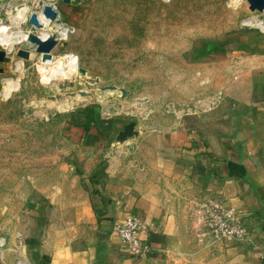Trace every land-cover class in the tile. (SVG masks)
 Segmentation results:
<instances>
[{
	"label": "rangeland",
	"instance_id": "374dc122",
	"mask_svg": "<svg viewBox=\"0 0 264 264\" xmlns=\"http://www.w3.org/2000/svg\"><path fill=\"white\" fill-rule=\"evenodd\" d=\"M45 5L54 20L44 18ZM32 13L39 28L28 21ZM254 18L264 25V10L251 11L247 0H0L7 58L0 60V260L40 262L87 248L100 234L123 245L112 232L120 218L100 208L101 191L117 184L140 191L147 166L157 180L150 161L158 137L183 129L208 141L240 130L231 100L246 89L248 69L264 65V29L247 24ZM28 33L57 43L39 53ZM106 85L125 94L100 90ZM130 121L138 135L116 142ZM172 163L170 174L178 170ZM164 183L182 189L184 202L172 212L181 234L197 241L194 207L223 199L195 194L184 179Z\"/></svg>",
	"mask_w": 264,
	"mask_h": 264
},
{
	"label": "crops",
	"instance_id": "0c3cea01",
	"mask_svg": "<svg viewBox=\"0 0 264 264\" xmlns=\"http://www.w3.org/2000/svg\"><path fill=\"white\" fill-rule=\"evenodd\" d=\"M246 75V89L230 106L240 128L237 133L231 130L215 140L200 141L179 129L173 138L158 137L157 157L150 161L157 169V180L147 166L146 186L140 191L120 184L101 191L100 208L116 212L118 219L134 214L142 221V236L153 247L149 255H131L100 234L99 241L87 248L52 252L29 264H264V65H253ZM171 145L174 159L166 154ZM170 160L178 168L171 174L166 169ZM170 177L176 182L184 179L195 194L198 190L225 200L237 221L247 227L248 237L242 242L186 239L178 215L172 212L175 203L183 201L179 199L183 191L179 186L166 188L164 181ZM0 264L5 263L0 260Z\"/></svg>",
	"mask_w": 264,
	"mask_h": 264
},
{
	"label": "built area",
	"instance_id": "2783aa9c",
	"mask_svg": "<svg viewBox=\"0 0 264 264\" xmlns=\"http://www.w3.org/2000/svg\"><path fill=\"white\" fill-rule=\"evenodd\" d=\"M192 215L195 237L199 242L206 238L212 242L226 238L242 242L249 235L247 227L237 221L232 206L221 199H203L196 204ZM143 231L144 224L134 214L116 220L112 226L114 235L134 256H147L153 251L152 245L142 236Z\"/></svg>",
	"mask_w": 264,
	"mask_h": 264
},
{
	"label": "water",
	"instance_id": "95a60500",
	"mask_svg": "<svg viewBox=\"0 0 264 264\" xmlns=\"http://www.w3.org/2000/svg\"><path fill=\"white\" fill-rule=\"evenodd\" d=\"M65 2H68L69 0H64ZM77 1V0H76ZM248 2V7L251 11L253 10H258V11H263L264 10V0H247ZM43 15L48 18L49 20H54L57 17V12L50 6V5H45L42 9ZM29 23L32 24L35 28H39L41 23L38 21L37 18V13H32L29 16ZM27 41H29L32 44H35V50L37 52H49L53 49V47L57 43V39L54 36H48L46 39H41L38 35L34 33H28L27 34ZM17 55L27 59L30 55L29 50L25 49H18ZM0 60L1 61H7V58L4 56V52L0 51ZM2 69L0 68V72ZM79 72L82 75H85V69L79 68ZM90 82L97 83L98 79H90ZM100 90H110V91H115L118 90L122 93V95L125 94V90L123 88H119L115 85H106L103 87H100ZM79 95H85L83 91L78 92ZM75 93H72V96H74ZM138 135V130L135 129V122L130 121L127 124L123 126V128L118 131L115 141L119 143H124L126 140L132 138L133 136Z\"/></svg>",
	"mask_w": 264,
	"mask_h": 264
},
{
	"label": "bare ground",
	"instance_id": "6f19581e",
	"mask_svg": "<svg viewBox=\"0 0 264 264\" xmlns=\"http://www.w3.org/2000/svg\"><path fill=\"white\" fill-rule=\"evenodd\" d=\"M40 18H41V17H40ZM44 18H46V17H44ZM44 21H45V20H44ZM47 23H48V21H47ZM49 23H50V22H49ZM247 24H248V25H249V24H251V25H255V26H258V27L264 29V25H263V23H262L261 21L255 19V18H254L253 20H249ZM253 27H254V26H253ZM1 244H2V242L0 241V246H1Z\"/></svg>",
	"mask_w": 264,
	"mask_h": 264
}]
</instances>
